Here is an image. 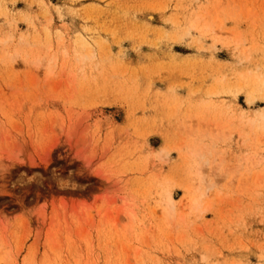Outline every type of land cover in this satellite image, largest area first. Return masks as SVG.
Segmentation results:
<instances>
[{"label": "rangeland", "instance_id": "1", "mask_svg": "<svg viewBox=\"0 0 264 264\" xmlns=\"http://www.w3.org/2000/svg\"><path fill=\"white\" fill-rule=\"evenodd\" d=\"M0 264H264V0H0Z\"/></svg>", "mask_w": 264, "mask_h": 264}, {"label": "bare ground", "instance_id": "2", "mask_svg": "<svg viewBox=\"0 0 264 264\" xmlns=\"http://www.w3.org/2000/svg\"><path fill=\"white\" fill-rule=\"evenodd\" d=\"M148 20L150 21H153L154 20V16H152V15H148ZM168 201H169V203L170 204H173L174 203V201H173V197L169 194L168 195Z\"/></svg>", "mask_w": 264, "mask_h": 264}]
</instances>
